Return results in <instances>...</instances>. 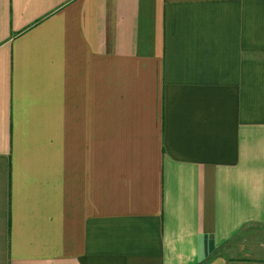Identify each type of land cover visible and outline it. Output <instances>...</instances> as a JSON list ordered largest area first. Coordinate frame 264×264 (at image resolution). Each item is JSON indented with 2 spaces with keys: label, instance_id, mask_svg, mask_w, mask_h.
Listing matches in <instances>:
<instances>
[{
  "label": "crops",
  "instance_id": "0c3cea01",
  "mask_svg": "<svg viewBox=\"0 0 264 264\" xmlns=\"http://www.w3.org/2000/svg\"><path fill=\"white\" fill-rule=\"evenodd\" d=\"M0 264H264V0H0Z\"/></svg>",
  "mask_w": 264,
  "mask_h": 264
},
{
  "label": "rangeland",
  "instance_id": "374dc122",
  "mask_svg": "<svg viewBox=\"0 0 264 264\" xmlns=\"http://www.w3.org/2000/svg\"><path fill=\"white\" fill-rule=\"evenodd\" d=\"M243 234H238L237 235V239H242L245 235H246V233L245 232H242ZM259 233H261V232H259ZM244 235V236H243Z\"/></svg>",
  "mask_w": 264,
  "mask_h": 264
}]
</instances>
